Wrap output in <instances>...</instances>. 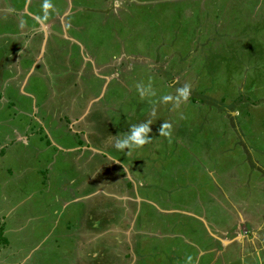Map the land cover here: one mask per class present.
<instances>
[{"label":"rangeland","instance_id":"rangeland-1","mask_svg":"<svg viewBox=\"0 0 264 264\" xmlns=\"http://www.w3.org/2000/svg\"><path fill=\"white\" fill-rule=\"evenodd\" d=\"M24 1L10 0V4L21 7L27 3ZM80 1L89 5L96 2ZM107 1L106 7L113 3L116 6L117 0ZM143 1L146 3H134L130 11L132 3H122L120 12L113 8L108 20L107 10L105 16L99 12L98 18L86 19L95 22L90 24L92 31H81L87 38L82 42H87L89 57L88 61L83 60L86 64L82 73L78 72L80 62L73 61V55L66 57L64 52L47 51L49 64H40L41 71L36 68L29 75L25 95L20 97L24 110H33V98L29 99L27 94L42 95L37 105L47 110L41 109V121L32 122L39 135L40 128L44 135L47 132L48 125L42 121L49 111H55L53 118H62L95 99L93 107L100 102L118 118L117 131H111L110 136L114 141L127 139L134 126L149 123L150 142L132 150L105 148L99 154L93 152L95 158L88 160H68L69 154L65 152L39 155L38 143L24 147L18 135L0 126L2 134L8 132V139L14 140L12 145L5 142L7 147L0 155L6 159L4 165L0 163V243L6 244V238L10 246L4 264H53L58 257L56 245L63 247L65 239L64 234L57 240L54 235L58 221L68 217L65 209L90 213L96 218L102 216L119 229L102 236L95 229L90 246L72 260V264H100L105 254L119 261L114 255L116 250L120 253L128 245L123 232L127 227L135 231L138 223L145 227L153 223L150 229L167 231V226L175 222V231L183 233L184 219L188 217L191 220L187 223H197L204 215L213 214L219 216L218 221L227 222L220 204H234L229 194L245 198L246 188L248 201L253 198L254 203L253 208L249 202L244 207L242 212L247 220L241 228L246 235L255 236L254 243L250 240L249 244L252 249L263 251L264 263V0H167L164 4ZM28 2L33 13L42 0ZM49 2L54 11L65 3L69 8V0ZM33 24L25 29L26 35L31 33ZM72 49L66 51L77 53L76 46ZM14 81L7 82L10 91ZM184 84L191 86L187 101L179 106L174 101H161L163 96L175 97L176 90ZM137 85L150 86L155 94L141 96ZM97 117L90 113L81 124L91 128L99 123L97 131L106 136L105 124L110 125V121L105 116L103 124ZM164 122L172 125L169 137L159 135ZM52 124L59 123L52 120ZM56 134L64 139L70 135L64 124L57 126ZM46 141L52 142L48 135ZM76 189L72 205L60 207L62 200L66 201ZM257 189L262 200L257 198ZM137 191L139 198L165 196L161 207L175 208V213L183 218H176V214L158 218L148 202L141 204L142 201L126 198L128 194L134 197ZM55 209H59L57 214ZM178 209L193 213L187 216ZM203 209L208 212L198 216L196 213ZM133 221L135 226H131ZM69 223L62 222L60 229H72L73 223ZM230 228L235 237L237 227ZM6 230L11 233L5 237ZM165 249L159 263L149 264H168ZM179 250L182 248L176 244L172 252ZM258 259L245 254L243 261L237 256L228 264H257Z\"/></svg>","mask_w":264,"mask_h":264},{"label":"crops","instance_id":"crops-1","mask_svg":"<svg viewBox=\"0 0 264 264\" xmlns=\"http://www.w3.org/2000/svg\"><path fill=\"white\" fill-rule=\"evenodd\" d=\"M95 1V3L93 2L91 5H89L83 3L80 0H69V8L65 3L62 8L57 7V9L54 11L52 8L45 9L43 7L44 3L42 0L41 4L40 2L38 3V11L32 13L29 10L31 4L29 5L28 0L27 3L23 4L21 7H17L16 5L11 7L10 0H0V41H4L1 43L2 49H0V126L8 128L11 134L13 133L18 135V140L21 141V145H24V147L38 143L37 148L41 150L39 155L41 153L48 157V155L52 154L57 155L58 152H65L69 154L67 157L68 160H73L74 157L75 159L77 157L76 160H82L83 157H85L84 159L88 157V160L90 158H95L93 152L99 154L104 151L105 148L111 149L115 147L116 140L114 141V139L110 136L111 131L112 134H114L115 130L117 131L118 125H116V121L118 118L114 115L115 113L111 112L108 107L104 106L100 102H97L99 105L97 104L95 107H93L92 105L95 99L88 101L86 104H84V107L78 112H75V114L63 115L62 118L59 116L58 119L53 118L55 111H49L48 114L45 115V121H42L43 123L46 122L48 125V128L46 127L47 132L44 135L42 133V128H40L41 133L39 135L37 132H34L36 130V126L32 125V122L36 124L38 120L41 121L40 116L42 114L40 113H44L42 110H47L45 106L39 107L37 105V101L42 97V95L33 92L27 94L29 99L33 98V110H24L20 97L22 94L25 95L24 86L28 84L27 81L29 80V75L34 72L36 68L41 71L40 64L42 65L46 61L49 64L50 54L47 55V51L53 54L57 52H64L67 54L66 57L73 55L72 60L74 61L78 59L80 62L79 66L81 68L78 70V72L82 71L86 64L83 62V60L88 61L89 57L88 50H86L87 42H82V40L87 38L83 33H81V31H92V26L90 24L95 22L92 19L88 22L87 20L89 18H98L101 16L100 13L104 14L103 16H105L104 10H107L108 14L106 15V18L108 20L109 15L114 11L113 8H115L118 13L120 12L122 3L123 6H126L125 4L129 2L132 3L129 5L128 11L131 10V6H134V3H137V1L146 3V1L143 0H123L121 3H119L117 0L116 6L115 3H113L112 6L108 5V7H106L108 3L107 0ZM165 1L167 0H154L147 2L164 4ZM55 5L58 6L59 1ZM15 9L17 12H15ZM14 12L19 15L18 17H20V22L19 19L15 18L17 15ZM32 20H34V24L32 23ZM22 23L23 25H21V27H17V25ZM32 24L34 26L31 33L26 35L25 29H28ZM20 35H24V38H22ZM75 46L78 48L77 53L73 54L72 52V54H70L66 51H72V48ZM3 48L6 49L3 50ZM55 56L56 55H53V58ZM81 73L82 72H80V74ZM12 79L15 80L13 82L14 89L13 91H10L7 88V82ZM96 100L100 101V96H97ZM75 106L76 105H74V107ZM98 112L100 113L98 114ZM90 113H92L93 117L98 116L97 118L101 119V121L105 116L108 117V120L111 123L108 121L110 125L105 124L106 128L104 132L106 133V136L102 137L99 134L100 131H97L99 123H94L91 128L81 124V122L83 123L85 121L86 117L88 120ZM20 119L23 121H18ZM52 120L58 122L59 124L53 125ZM71 121L73 122L70 125ZM16 122L20 124H17ZM101 123H103V121ZM60 124H64L67 133L70 134L67 139H64L63 136L56 134V128L58 125L60 126ZM75 124L77 125L76 128L70 127H73ZM47 135L50 137L52 142L46 141ZM77 135L80 136L78 137ZM8 137V132L3 135L0 130V155L7 147L5 142L8 143V145H12L14 143V140L11 141L8 139ZM36 137L37 139L34 141V138ZM52 148H55V151H51ZM23 150L26 153L29 152V149ZM90 152L92 155L89 154ZM131 154L133 155V153ZM48 161H50V159H48ZM5 162V157L0 156V163L4 165ZM260 187L262 188L261 185ZM146 189L149 190V188ZM54 190H56V188ZM141 190H143L145 193L144 189ZM58 191H61V189H58ZM255 191L256 194H258L257 198H261L262 200V197L260 196L261 192L257 193L260 190L257 189ZM77 193L78 189L71 192L70 195H68L66 201L64 199L62 200L60 207L72 205V199L77 197ZM137 193L138 191L135 193L134 197L128 194L126 198L133 199L136 202L142 201L141 204H143V202H148V204L152 205L154 208V213H152L154 216L160 218L165 214H176L175 212L177 211H175V208L170 207L166 209L161 207L160 201L162 198L166 200L165 196L158 197L157 199H150L149 197L145 199L143 197L144 195L139 198L140 194L138 196ZM247 194V188L245 189V198L240 196L235 197V195V198H233L231 197L233 194H229L231 200L234 201V204L229 205L227 202L220 204L224 214H227V222H220L218 221L219 216L216 217L215 215L211 214L209 217L204 215V217L201 219L199 218V222L197 221V223L194 221L196 224L187 223L190 222V217H188L187 220L184 219L185 222L182 221L184 222L182 227L184 230L183 233L175 231L177 227L175 226V222L172 221V223L167 226V228H169L167 231H156L154 229H150V227L153 226V223H150L149 227H145L142 225V223H138V227H134L135 231L132 230L133 228L127 227L124 230L123 235L125 236V240L128 241V245L124 246V249L120 253H117L116 250V254H114L117 255V259H119V261L114 260L113 255L105 254L102 256L99 263H159V261L162 260L163 254H165V248H167L168 256H166V261L168 264H228L229 260L237 256L243 261L245 254L250 255L251 257H258L259 259L257 264H264L262 261L263 251H260L258 248L252 249L249 244L250 240L252 243H254L252 239H254L255 236L252 235V233H249L250 235H246V232L243 230L244 228H241L242 222L247 220V218L244 219L242 212L245 209L244 207H246L247 203L249 202V207L253 208L252 203H254L253 198L251 201L250 199L248 201ZM216 197L218 200H220L219 196ZM40 202L46 203L47 200L40 199ZM255 203L259 202L255 201ZM65 210L68 212V217L62 221H58V225L56 226V230L58 229V231L57 233H54V235L57 240V238L60 239L64 234L65 239L61 244L63 247H66V249L61 247L60 244L56 245L58 248V257L53 264H72V260L76 258L78 254H81L82 249L90 246L94 240L96 235L94 232L95 229L99 230V236H102L103 234L112 235L113 232L119 231L116 226H113L109 222H105L106 220L102 216H98L96 218L90 213H82L81 211L77 213V211L70 209ZM178 210L187 216H191L193 213L189 210ZM58 211L59 209H55L54 213L57 214ZM207 212V210L203 209L199 214H196L201 216L203 213ZM73 215L74 221H72ZM176 215V218H183L181 214ZM66 220H69L70 223H73L72 229L63 228L61 230V226L59 227V224ZM260 222V219H258V223ZM135 223L136 222L133 221L131 226H135ZM262 225H260L259 228H261ZM232 226L237 227L238 229V233L235 235V237H233V233L229 232V230H231L230 227ZM10 233V230H6L5 237ZM140 234L143 235L140 236ZM5 240L7 241L6 244L3 242L0 243V258L2 257V264H4V256L8 254L10 250L8 240L6 238ZM48 244L50 247H52L49 242ZM176 244L181 246L182 251L179 250L173 253L172 250L175 248ZM153 246H155L154 249H152ZM190 248L193 250V252H190ZM50 249L48 252L51 254ZM189 257H191V260H189Z\"/></svg>","mask_w":264,"mask_h":264},{"label":"clouds","instance_id":"clouds-1","mask_svg":"<svg viewBox=\"0 0 264 264\" xmlns=\"http://www.w3.org/2000/svg\"><path fill=\"white\" fill-rule=\"evenodd\" d=\"M45 9L52 8L53 5L49 2V0H45L43 5ZM39 19V18H38ZM137 88L140 89L141 96L145 95L146 93L149 95H154L155 93L151 91L150 86L147 88L142 87L141 85H137ZM177 95L173 96H163L161 101L167 103L169 101H174L176 106H179L180 103L185 102L189 99L191 86L189 84H184L182 87L178 88ZM149 123L140 124L138 126H134L131 129V135L127 136V139L117 140L115 143V147L118 150H124L125 148L132 150L134 148H140L146 143H149L151 137L148 135L150 131ZM171 127L172 125L164 122L161 124L159 129V135L164 137H169L171 135ZM191 260V257H189Z\"/></svg>","mask_w":264,"mask_h":264}]
</instances>
